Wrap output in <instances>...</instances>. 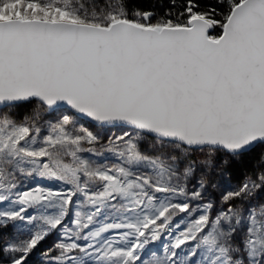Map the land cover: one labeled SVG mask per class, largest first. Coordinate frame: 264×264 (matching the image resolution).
I'll return each mask as SVG.
<instances>
[{"label":"snow or ice","instance_id":"6c2138e0","mask_svg":"<svg viewBox=\"0 0 264 264\" xmlns=\"http://www.w3.org/2000/svg\"><path fill=\"white\" fill-rule=\"evenodd\" d=\"M0 264H264V0H0Z\"/></svg>","mask_w":264,"mask_h":264},{"label":"rangeland","instance_id":"374dc122","mask_svg":"<svg viewBox=\"0 0 264 264\" xmlns=\"http://www.w3.org/2000/svg\"><path fill=\"white\" fill-rule=\"evenodd\" d=\"M48 243H51V241H49ZM37 257H34L33 259H36Z\"/></svg>","mask_w":264,"mask_h":264}]
</instances>
